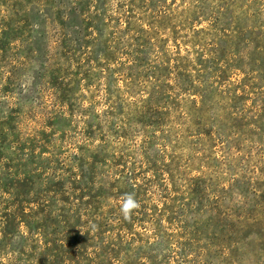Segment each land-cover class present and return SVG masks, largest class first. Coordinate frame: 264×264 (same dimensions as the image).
<instances>
[{
  "label": "rangeland",
  "instance_id": "1",
  "mask_svg": "<svg viewBox=\"0 0 264 264\" xmlns=\"http://www.w3.org/2000/svg\"><path fill=\"white\" fill-rule=\"evenodd\" d=\"M0 264H264V0H0Z\"/></svg>",
  "mask_w": 264,
  "mask_h": 264
},
{
  "label": "clouds",
  "instance_id": "2",
  "mask_svg": "<svg viewBox=\"0 0 264 264\" xmlns=\"http://www.w3.org/2000/svg\"><path fill=\"white\" fill-rule=\"evenodd\" d=\"M137 207V202L131 194H126L120 204V213L125 220L130 218V214Z\"/></svg>",
  "mask_w": 264,
  "mask_h": 264
},
{
  "label": "trees",
  "instance_id": "3",
  "mask_svg": "<svg viewBox=\"0 0 264 264\" xmlns=\"http://www.w3.org/2000/svg\"><path fill=\"white\" fill-rule=\"evenodd\" d=\"M9 208H12L11 209V211L12 212H8L7 214H6V217H7V219L9 218V217H14V218H17L18 220H22L20 217H21V215H23V214H21V213H25L24 211V209L25 208H22V210H21V212H18L19 210V202H13L12 203V205L9 207ZM22 221H24V220H22Z\"/></svg>",
  "mask_w": 264,
  "mask_h": 264
}]
</instances>
